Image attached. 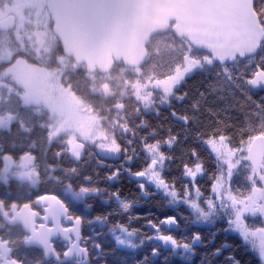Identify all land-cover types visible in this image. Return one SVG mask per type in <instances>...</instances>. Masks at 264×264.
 <instances>
[{"label":"trees","instance_id":"obj_1","mask_svg":"<svg viewBox=\"0 0 264 264\" xmlns=\"http://www.w3.org/2000/svg\"><path fill=\"white\" fill-rule=\"evenodd\" d=\"M254 10L264 29V0H254ZM48 24L50 26L51 23ZM146 51L143 63L137 70L115 63L108 73L101 74L87 72L83 65L74 68L72 59L62 54L55 37L50 48L40 53L31 49H14L10 60H0V105L15 106L0 111V114L9 113L16 120L8 129L0 128V151L14 157H20L25 151L32 152L41 165L40 171L51 152L50 160L54 167L52 192L60 189L61 182L75 191L86 190L84 203H99L100 210L107 207L121 218L136 214L142 218V210H147L146 215L156 217L160 210L158 195L150 194L149 198H145L135 181L128 183L121 176V170L116 174L114 168L120 163L111 168L102 164L95 142L84 143L83 155L79 159L70 156L63 141L53 140L51 149H48L46 125L52 118L49 109L24 102L23 87L4 74L8 64L18 57L48 70L60 67L61 83L101 119L103 135L113 139L121 151L124 150L127 136L131 142L130 150L137 152H142V145L159 138L162 142L175 144L172 148V171H177L181 163L187 162L194 154L204 160V146L209 139L221 136L231 148L242 149L255 135L264 133V86L253 88L247 81L254 72L264 69V60L261 59L264 56V39L254 56L236 59L228 65L212 62L209 55L193 49L170 29L151 36ZM186 54L200 61L208 58V61L184 75L161 103L165 104L163 107H158L154 102L150 109L145 108L133 95L129 83L137 76L151 80L165 79L176 66L182 64ZM59 57L67 61L66 66L61 65ZM243 166L245 175V168L247 170L250 166L247 161ZM3 184L0 182V186ZM10 184L13 182L10 181ZM68 200L74 201L71 194ZM136 221L141 222L140 219ZM215 246L216 243H211L208 238L203 241L197 254L199 259L203 255L202 264H208L209 260L211 264H233L232 260H227L225 251L212 256ZM244 247L243 255L238 251L228 253L233 254L239 264H257L259 257ZM138 251L129 253L131 263L141 258ZM32 257L37 263H45L40 254Z\"/></svg>","mask_w":264,"mask_h":264},{"label":"flooded vegetation","instance_id":"obj_2","mask_svg":"<svg viewBox=\"0 0 264 264\" xmlns=\"http://www.w3.org/2000/svg\"><path fill=\"white\" fill-rule=\"evenodd\" d=\"M32 1L0 0V17L6 14H14L15 16V26L11 31H15L18 18L23 20V27L27 26L29 20H31L28 18H30L29 15L32 12ZM7 32L10 31L1 33ZM10 46H12L11 43ZM13 52L14 49L11 50V54ZM23 61L30 66L37 67L34 63ZM4 74H6L5 71ZM8 77L15 84L21 85L13 75H8ZM139 79L142 78L137 76L135 80L140 81ZM152 83L155 87H150L148 91V94H151L150 97H152V103L148 106V109L154 105V102H156L158 107H163L165 104L161 103L172 93L177 84L171 87V91L168 94H165L160 88L166 86L169 80H151ZM28 104L44 106L41 103ZM14 107L11 105H0V111ZM97 120L101 122L99 117H97ZM15 121L9 113L0 114V128L8 129L11 124H15ZM40 122H43V120ZM46 127L48 128L49 136L48 149H51V142L53 141L51 138L52 119ZM99 133L102 135L95 143L97 144L96 150L102 157V164L111 168L116 163H120V166L116 165L117 167L114 168L116 174L121 170V176L128 183L132 180L135 181L137 187L141 184L144 185L143 188L138 187V189L145 198H149L150 194L158 195L160 210L156 217L146 215L147 210H142L140 212L144 214L142 218H139L141 222L138 223L136 217L139 214L134 217L128 215L121 218L115 212L109 211L107 207L104 210L101 208V211L99 203H84L83 197L87 192L86 190L75 191L63 182L59 184L60 189L56 193L52 192V169L54 167L50 160L51 152L48 153L43 170L40 171L41 165L34 153L25 151L20 157H14L10 153L0 151V182L4 183L0 186V202H2L0 203V264H40L32 257L39 254L45 262L44 264H134L129 260V253L137 249L141 253L146 250L147 241L145 237L152 235V228L147 227L148 222L159 223L164 215H174L178 222L175 228H164L165 232L172 231L177 237H188L194 230L201 233L202 239L200 245L196 246L195 260H199L197 254L200 253V246L203 245V241L206 238L211 243H216L214 249L218 247L225 251L227 253L226 257L231 255L237 260L233 254L228 252L238 251L240 255H243V252H245L244 246L258 256L237 234L226 230L234 227V224L226 223V221H234L235 213L239 212L244 222L239 229L240 233L244 234L245 230H261L264 227V160L256 169L251 168L249 165L250 168L247 170L245 168L244 175V166L242 167V165L246 162L245 155L242 156L240 162L233 160L235 159L233 148L227 144L223 137L219 136L209 139V141L207 140L204 146V153L206 154L204 160H207L208 163L198 159L194 154L187 162H182L177 171H172L170 168L173 161L172 148L175 144L173 145L164 140L162 142L159 138L156 141L142 145V152H137L130 150L131 142L128 141L127 136L124 150L121 151V147L113 139L106 138L105 134L103 135L101 128ZM215 142H220V144L215 145ZM101 147L111 148L114 153L111 156H104L99 151ZM149 148H154V151H149ZM26 153L33 156V160L29 164H24L21 160ZM69 153L70 156L76 159L83 155L82 148L78 153L70 151ZM116 159H123V161L117 162ZM151 160L156 162L153 169L149 168ZM24 168H29L28 177L30 178L22 177L21 173ZM137 172H143L144 177L135 179L133 175ZM153 173L167 182V191L164 188L157 187L155 180L149 179ZM41 176L45 177V179H42L43 177ZM10 181L13 184H10ZM21 183L24 185H21ZM20 186H23L24 189ZM247 186L249 188L246 189ZM173 191L176 192L175 197L171 195ZM48 194L58 197L67 210V215L59 221L66 238L50 239L54 252L58 257L57 260L54 258L45 260L41 249L25 245L24 240L27 238L28 233L22 228L21 224L19 222L10 224L6 221V217H13L12 209H14L16 214L22 205H28V208L34 212L35 216L33 228L38 229L41 224L50 227L52 224L42 219L44 215L43 208L46 206H38L34 203L39 196ZM69 194L73 197V202H69ZM77 195L79 197H76ZM233 198L236 201L235 203H233ZM192 203H195L197 207L193 208L191 206ZM107 204L105 203L104 205ZM202 211H211V214L207 219H203L201 218ZM76 216H81L83 219L78 222V246L80 248L73 254H77L80 249H84L86 257L71 256L70 258H64L65 250H68L70 244L75 240L71 231L76 227L74 219ZM94 217H100V219H94ZM118 223L125 225L127 231L122 232L116 227ZM117 236L125 243H117L115 239ZM156 243L159 242L157 241ZM129 245H136V247L133 248ZM180 251V249H177L176 254L166 260L165 257L171 253V247L169 246L167 251L155 259V264H177L176 260L178 258L176 256L179 255ZM191 255V253H184L185 257H191ZM146 264H152V258ZM183 264H193V260L185 259Z\"/></svg>","mask_w":264,"mask_h":264},{"label":"water","instance_id":"obj_3","mask_svg":"<svg viewBox=\"0 0 264 264\" xmlns=\"http://www.w3.org/2000/svg\"><path fill=\"white\" fill-rule=\"evenodd\" d=\"M51 21V31L59 42L63 55L72 58L74 67L84 64L87 71L107 73L114 63L129 67L140 66L146 56V45L151 36L170 29L177 38H183L193 48L205 52L212 62L228 65L236 59L254 56L264 39V29L254 10V0H44ZM15 16L0 18V31L14 27ZM104 156L114 151L99 149ZM264 159V134L255 135L246 148V160L253 169ZM33 156L26 154L22 161L29 164ZM156 164L150 162V169ZM135 179L142 176L133 175ZM2 203V202H0ZM43 208L42 219L52 225L33 228L34 212L22 205L10 224L19 222L28 233L25 245L42 250L45 260L58 259L51 238L65 239L59 221L67 215L63 202L55 195L35 199ZM175 228V225L172 226ZM71 234L64 258L84 256L77 254L79 224Z\"/></svg>","mask_w":264,"mask_h":264},{"label":"rangeland","instance_id":"obj_4","mask_svg":"<svg viewBox=\"0 0 264 264\" xmlns=\"http://www.w3.org/2000/svg\"><path fill=\"white\" fill-rule=\"evenodd\" d=\"M45 12L44 1L33 0L32 15L30 14V18H28L32 21L27 24V27H23V20L18 18L15 31L10 34L0 33V41L2 43L0 46V60L9 59L12 49H31L40 53L50 48L54 35L51 28H49V19ZM9 42H11L12 46L7 44ZM206 61H208V58L200 61L186 54L182 64L176 66L173 72L165 78L169 80V83L160 89L165 94H168L171 91V87L176 85L184 75L199 68ZM59 62L62 66L67 65V61L60 57ZM60 71V67L52 70L40 66L33 67L20 58L6 68V74L13 75L23 86L25 93L24 102L42 103L51 111L53 119L52 140L63 141L70 152L78 153L84 143L96 142L101 137L100 135L102 134L99 133L100 122L97 120V116L70 92L69 88L62 85ZM254 73H258L256 76L257 83L252 84L249 82L252 75L247 80L248 84L253 88L264 86V71L258 70ZM139 80H133L129 85L135 98L145 108H148L152 103V97H150L151 94H148V91L150 87H155V85L151 84V79ZM217 144L219 145L220 142H215V145ZM245 148L233 149L235 157L233 160L240 162L242 156L245 155ZM149 151H154V148H149ZM29 172V168H24L21 173L22 177L30 178L28 177ZM76 197L79 196L77 195ZM244 235L248 246L261 258L260 253L264 249V227L261 230H245Z\"/></svg>","mask_w":264,"mask_h":264},{"label":"snow or ice","instance_id":"obj_5","mask_svg":"<svg viewBox=\"0 0 264 264\" xmlns=\"http://www.w3.org/2000/svg\"><path fill=\"white\" fill-rule=\"evenodd\" d=\"M262 60H264V56L261 57ZM260 71H264V69H260ZM258 73H253L252 78L250 79V83L255 84L257 83L256 76ZM144 173L143 172H137L136 175L142 176ZM150 180H155V184L157 187L164 188L165 191H167V182L164 181L162 178H159L157 174L153 173L152 176L149 177ZM138 187L143 188L144 185H138ZM115 195H119V193H115ZM171 195L173 197L176 196V192L173 191L171 192ZM235 199L233 198V203H235ZM191 206L193 208H196L197 205L195 203H192ZM211 214V211L209 212H201V218L207 219V217ZM137 219L140 217L137 216ZM76 222H81L82 217L81 216H76L74 217ZM94 219H100V217H94ZM176 217L174 215H164L161 217L159 223L155 222H148L147 227L152 228V235L145 237V240L147 241L146 244V250L142 251L141 253V258L139 260H134V264H146V262L149 261L150 258H152V264H155V259L159 258L161 254L165 251L168 250V247H171V253L169 256H166L165 259L168 260L170 259L173 255L176 254V250L180 249L179 255L176 256L178 258L177 264H183V261L185 259H192L193 264H202L203 261V255H201V258L199 260H195V255L197 245H200L201 243V233L199 231H192L190 236L188 237H177L172 231H167L165 232L163 229L164 228H172L173 225H177ZM226 223L234 224V227L230 229H226L228 231H232L235 234H237L242 241H244L247 244L246 236L242 233L239 232V229L241 227V224L244 223L241 218V214L239 212L235 213V220H228ZM116 227H118L122 232L127 231L126 226L123 224H117ZM131 235V233H129ZM117 243L123 244L125 241H122L119 236L116 238ZM159 243H156V242ZM144 243V241H142ZM130 247L135 248L136 245H129ZM98 247V245H97ZM67 253V249L65 250ZM184 253H191V257H185ZM221 254V249L216 248L213 249L211 255L212 256H218ZM260 257L257 259V264H264V249L261 250ZM227 259L233 260V264H239L238 260H235L233 256L228 255L226 257ZM208 264H211V261L209 260Z\"/></svg>","mask_w":264,"mask_h":264}]
</instances>
